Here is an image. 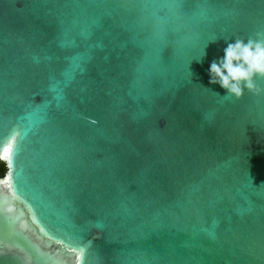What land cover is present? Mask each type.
<instances>
[{"label":"water","instance_id":"obj_1","mask_svg":"<svg viewBox=\"0 0 264 264\" xmlns=\"http://www.w3.org/2000/svg\"><path fill=\"white\" fill-rule=\"evenodd\" d=\"M176 3L195 47L117 0H0V264H264V78L208 73L264 0Z\"/></svg>","mask_w":264,"mask_h":264},{"label":"clouds","instance_id":"obj_2","mask_svg":"<svg viewBox=\"0 0 264 264\" xmlns=\"http://www.w3.org/2000/svg\"><path fill=\"white\" fill-rule=\"evenodd\" d=\"M118 7L135 17L150 44L171 42L177 49L197 45L176 0H124ZM208 73L209 83L219 84L227 95L240 98L245 88L258 94L261 89L255 78H264V30L227 43L223 56L210 63Z\"/></svg>","mask_w":264,"mask_h":264},{"label":"snow or ice","instance_id":"obj_3","mask_svg":"<svg viewBox=\"0 0 264 264\" xmlns=\"http://www.w3.org/2000/svg\"><path fill=\"white\" fill-rule=\"evenodd\" d=\"M123 2L124 0H117V6H119ZM11 148H12V145L10 141L0 144V159L10 154Z\"/></svg>","mask_w":264,"mask_h":264},{"label":"trees","instance_id":"obj_4","mask_svg":"<svg viewBox=\"0 0 264 264\" xmlns=\"http://www.w3.org/2000/svg\"><path fill=\"white\" fill-rule=\"evenodd\" d=\"M7 165L4 161H0V177L4 176L7 173Z\"/></svg>","mask_w":264,"mask_h":264}]
</instances>
